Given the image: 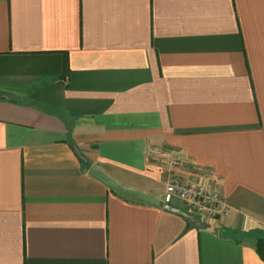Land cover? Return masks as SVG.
Instances as JSON below:
<instances>
[{
    "label": "crops",
    "instance_id": "crops-1",
    "mask_svg": "<svg viewBox=\"0 0 264 264\" xmlns=\"http://www.w3.org/2000/svg\"><path fill=\"white\" fill-rule=\"evenodd\" d=\"M0 95V264H264V0H0Z\"/></svg>",
    "mask_w": 264,
    "mask_h": 264
},
{
    "label": "built area",
    "instance_id": "built-area-1",
    "mask_svg": "<svg viewBox=\"0 0 264 264\" xmlns=\"http://www.w3.org/2000/svg\"><path fill=\"white\" fill-rule=\"evenodd\" d=\"M148 159L170 173L180 171L184 166L182 159L169 147L152 149ZM175 203H179L190 215L208 223L232 212V207L218 191L180 177L168 182L165 188L163 204L172 207Z\"/></svg>",
    "mask_w": 264,
    "mask_h": 264
},
{
    "label": "water",
    "instance_id": "water-1",
    "mask_svg": "<svg viewBox=\"0 0 264 264\" xmlns=\"http://www.w3.org/2000/svg\"><path fill=\"white\" fill-rule=\"evenodd\" d=\"M0 98L7 100V98L3 95H0ZM74 150L76 151L78 156L83 161H85V158L82 156L80 150L77 147H74ZM89 173L93 178L100 181L106 187H108L110 190L116 192L117 194H119L120 196H122L124 198L142 201V202L154 205L156 207H162L163 206L162 203L158 199H156L150 195H147L143 192L133 190V189H129V188L123 186L121 183L114 180L112 177H110L105 171H103L98 166L91 167Z\"/></svg>",
    "mask_w": 264,
    "mask_h": 264
},
{
    "label": "trees",
    "instance_id": "trees-1",
    "mask_svg": "<svg viewBox=\"0 0 264 264\" xmlns=\"http://www.w3.org/2000/svg\"><path fill=\"white\" fill-rule=\"evenodd\" d=\"M256 250L258 254L260 255V257L264 260V239L259 240Z\"/></svg>",
    "mask_w": 264,
    "mask_h": 264
}]
</instances>
